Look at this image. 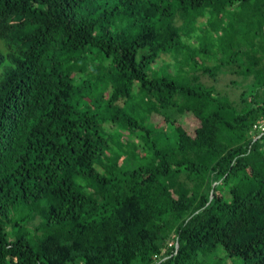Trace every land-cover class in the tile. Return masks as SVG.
Here are the masks:
<instances>
[{"label":"trees","instance_id":"16d2710c","mask_svg":"<svg viewBox=\"0 0 264 264\" xmlns=\"http://www.w3.org/2000/svg\"><path fill=\"white\" fill-rule=\"evenodd\" d=\"M260 118L264 0H0V264H264Z\"/></svg>","mask_w":264,"mask_h":264},{"label":"rangeland","instance_id":"374dc122","mask_svg":"<svg viewBox=\"0 0 264 264\" xmlns=\"http://www.w3.org/2000/svg\"><path fill=\"white\" fill-rule=\"evenodd\" d=\"M192 42V40H191ZM194 44H198L197 41H193ZM165 60L164 57H160L157 61L156 64L154 66H158L160 64L163 63V61ZM200 73V80L206 84L207 86L209 85H213L215 86L217 89H221L224 90L227 94H229L230 98L233 100L238 101V97L239 94L241 92V89L238 86H233L230 83L231 79H240V77L236 76V75H232V74H217L216 76H211L209 74H203L201 72Z\"/></svg>","mask_w":264,"mask_h":264},{"label":"built area","instance_id":"2783aa9c","mask_svg":"<svg viewBox=\"0 0 264 264\" xmlns=\"http://www.w3.org/2000/svg\"><path fill=\"white\" fill-rule=\"evenodd\" d=\"M252 138H256L264 134V119H258L252 126Z\"/></svg>","mask_w":264,"mask_h":264}]
</instances>
